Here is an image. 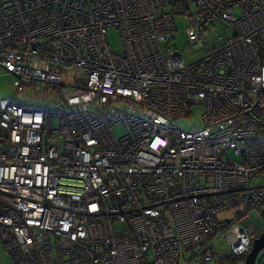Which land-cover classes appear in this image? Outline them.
<instances>
[{
  "label": "built area",
  "instance_id": "2783aa9c",
  "mask_svg": "<svg viewBox=\"0 0 264 264\" xmlns=\"http://www.w3.org/2000/svg\"><path fill=\"white\" fill-rule=\"evenodd\" d=\"M186 1L187 50L202 51L188 64L165 44L167 0H0L11 264H211L215 237L248 253L264 211V0ZM193 105L202 125L178 128ZM240 205L246 225L218 216Z\"/></svg>",
  "mask_w": 264,
  "mask_h": 264
},
{
  "label": "rangeland",
  "instance_id": "374dc122",
  "mask_svg": "<svg viewBox=\"0 0 264 264\" xmlns=\"http://www.w3.org/2000/svg\"><path fill=\"white\" fill-rule=\"evenodd\" d=\"M166 9L173 10L174 23L176 27V30L171 34L170 38H168L167 41L165 42V44L168 46V49L170 51L179 52L183 56L185 64L191 63L195 59H199L200 56L202 55L201 50H196L192 53L187 50L188 47L187 28L190 25V17L198 11L197 5L194 2L190 1L188 9H184V11H180L179 13L175 12L176 10H179L177 7L172 9L169 6V4H167ZM206 27L210 29V24L207 23ZM221 30H222V26L216 27L212 31V33L210 32V35L211 36L215 35L221 32ZM106 40L111 50H113L117 55L122 54V41H121L120 32L117 28L115 27L108 28L106 33ZM13 81H14L13 77L9 73L0 69V95L2 97L12 95V93L14 92ZM189 112L190 115L177 120L176 123L178 128L183 130H191L198 128L202 125L201 115L203 114V107L199 105H193L189 108ZM120 128H121L120 126L114 127V132L119 131ZM228 156L235 159L237 158L232 155L231 151H228ZM245 208H246L245 205L233 206L225 211H220L218 216L221 217L223 220H231L237 222L240 226H244L242 223L243 219H236V217L238 213H245ZM258 213L263 219L262 211L259 210ZM248 214L249 213L247 212L245 215ZM248 223L249 222H247V225ZM255 231L256 229H253L252 233H255ZM211 243L213 244V252L215 254L214 257L217 258L218 260H220L219 259L220 256H225L230 251L228 244L222 237H215L211 241ZM197 250L198 249H195L194 251H188L186 253V257H190L192 253L197 252ZM263 255H264V248L259 252L255 264H260ZM0 258L2 259L3 264H11L9 257L5 255V253H2L0 255Z\"/></svg>",
  "mask_w": 264,
  "mask_h": 264
},
{
  "label": "water",
  "instance_id": "95a60500",
  "mask_svg": "<svg viewBox=\"0 0 264 264\" xmlns=\"http://www.w3.org/2000/svg\"><path fill=\"white\" fill-rule=\"evenodd\" d=\"M255 217V215H252ZM259 220L258 226L255 228L256 231L260 228H264V211H263V219L261 217L256 216ZM246 225V224H243ZM264 248V229L259 235L253 237L252 244L249 252L246 254L243 263L241 264H255L257 261V256L259 252Z\"/></svg>",
  "mask_w": 264,
  "mask_h": 264
},
{
  "label": "trees",
  "instance_id": "16d2710c",
  "mask_svg": "<svg viewBox=\"0 0 264 264\" xmlns=\"http://www.w3.org/2000/svg\"><path fill=\"white\" fill-rule=\"evenodd\" d=\"M169 6L173 8H178L179 10H176L175 12L179 13L180 11H184V9H188V4L186 0H167ZM173 11V10H172ZM261 231V230H260ZM259 230L255 231L254 234H259ZM214 254V252H213ZM215 255V254H214ZM244 257H234L230 253L226 254L225 256H220L219 259L221 260L222 264H241L244 261ZM260 264H264V255L262 257V260L260 261Z\"/></svg>",
  "mask_w": 264,
  "mask_h": 264
},
{
  "label": "flooded vegetation",
  "instance_id": "af4514ba",
  "mask_svg": "<svg viewBox=\"0 0 264 264\" xmlns=\"http://www.w3.org/2000/svg\"><path fill=\"white\" fill-rule=\"evenodd\" d=\"M263 229H264V228L262 227V228H260V229H259V231L261 230L260 232H262V231H263ZM260 232H259V233H260ZM254 236H257V234H254ZM213 263H215V264H221V263H220V260H218V259H217V258H215V257L213 258V260H212V263H211V264H213Z\"/></svg>",
  "mask_w": 264,
  "mask_h": 264
},
{
  "label": "clouds",
  "instance_id": "9594fccd",
  "mask_svg": "<svg viewBox=\"0 0 264 264\" xmlns=\"http://www.w3.org/2000/svg\"><path fill=\"white\" fill-rule=\"evenodd\" d=\"M257 226H258V225H257ZM253 234H254V233H253ZM253 234H252V236L255 237ZM257 235H259V234H257ZM252 239H253V238H252ZM251 244H252V242H251ZM250 248H251V246H250ZM249 250H250V249H249ZM248 252H249V251H248ZM245 256H246V255H245Z\"/></svg>",
  "mask_w": 264,
  "mask_h": 264
}]
</instances>
